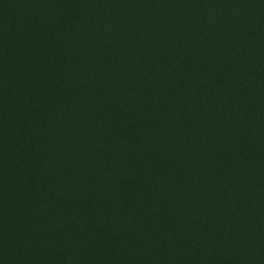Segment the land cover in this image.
Masks as SVG:
<instances>
[{"label": "trees", "instance_id": "16d2710c", "mask_svg": "<svg viewBox=\"0 0 264 264\" xmlns=\"http://www.w3.org/2000/svg\"><path fill=\"white\" fill-rule=\"evenodd\" d=\"M0 14V264H264V0Z\"/></svg>", "mask_w": 264, "mask_h": 264}, {"label": "rangeland", "instance_id": "374dc122", "mask_svg": "<svg viewBox=\"0 0 264 264\" xmlns=\"http://www.w3.org/2000/svg\"><path fill=\"white\" fill-rule=\"evenodd\" d=\"M14 20H15V18L11 17L9 19V22H11V24H12ZM5 27H6V23H5V20L3 18V14H0V31L4 30Z\"/></svg>", "mask_w": 264, "mask_h": 264}]
</instances>
